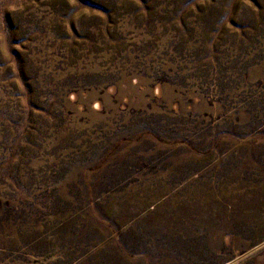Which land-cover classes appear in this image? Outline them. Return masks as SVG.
I'll return each mask as SVG.
<instances>
[{
	"label": "rangeland",
	"instance_id": "rangeland-1",
	"mask_svg": "<svg viewBox=\"0 0 264 264\" xmlns=\"http://www.w3.org/2000/svg\"><path fill=\"white\" fill-rule=\"evenodd\" d=\"M0 264H264V0H0Z\"/></svg>",
	"mask_w": 264,
	"mask_h": 264
}]
</instances>
